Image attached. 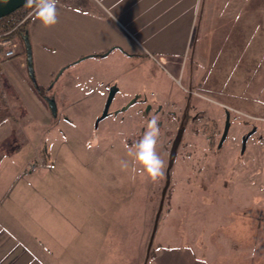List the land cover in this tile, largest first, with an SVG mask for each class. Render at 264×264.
<instances>
[{
  "label": "rangeland",
  "instance_id": "1",
  "mask_svg": "<svg viewBox=\"0 0 264 264\" xmlns=\"http://www.w3.org/2000/svg\"><path fill=\"white\" fill-rule=\"evenodd\" d=\"M233 5L246 6V14H230L227 26L219 19L223 16H213L196 32L186 56L169 63L103 58L94 66L64 69L52 89L27 97V104L49 108L57 120L53 133L65 141L56 148L53 186L59 204L76 206L78 223L86 224L78 228V252L92 244L95 250L110 229L109 259L142 264L171 147L189 104L190 120L171 168L153 247H191L212 264H264V104L256 103L264 101V0H234ZM171 94L178 99L174 105ZM227 111L231 127L219 146ZM153 115L160 118L157 152L165 163L156 180L132 173L125 148L139 141ZM253 129L242 151L243 138ZM45 148L54 163L47 143ZM121 160L128 161L127 171Z\"/></svg>",
  "mask_w": 264,
  "mask_h": 264
},
{
  "label": "crops",
  "instance_id": "2",
  "mask_svg": "<svg viewBox=\"0 0 264 264\" xmlns=\"http://www.w3.org/2000/svg\"><path fill=\"white\" fill-rule=\"evenodd\" d=\"M233 1L59 0L53 27L31 21L33 70L19 41L17 56L0 63V264H123L109 259L110 229L95 250L92 244L78 252V228L86 224L78 223L76 206L59 204L53 186L56 148L65 141L53 133L57 120L49 108L27 104V97L36 98L39 87L52 89L64 69L88 62L94 66L103 58L169 63L186 56L196 32L213 16H223L219 19L227 26L230 14H246V6ZM172 96L169 104L178 100ZM46 143L54 163L45 153ZM149 264L212 263L191 247L159 246Z\"/></svg>",
  "mask_w": 264,
  "mask_h": 264
},
{
  "label": "clouds",
  "instance_id": "3",
  "mask_svg": "<svg viewBox=\"0 0 264 264\" xmlns=\"http://www.w3.org/2000/svg\"><path fill=\"white\" fill-rule=\"evenodd\" d=\"M59 0H25V7L32 9V15L43 27L50 28L57 23V4ZM256 103L264 104L257 100ZM159 116L153 115L147 120L145 131L139 141L125 144L127 155L132 159L131 171L134 175L156 180L163 175L164 160L157 152L161 129ZM122 170L129 169L127 160L119 162Z\"/></svg>",
  "mask_w": 264,
  "mask_h": 264
},
{
  "label": "water",
  "instance_id": "4",
  "mask_svg": "<svg viewBox=\"0 0 264 264\" xmlns=\"http://www.w3.org/2000/svg\"><path fill=\"white\" fill-rule=\"evenodd\" d=\"M24 4H25V0H0V18L5 16V15L10 14L12 11H15L16 9L23 6ZM24 42H25L26 51H27L28 66H29L30 71H32L33 66H32L31 43H30L29 38H27V37H25ZM115 93H116V89L114 88L111 90V92L109 94V97L107 99V103L105 105V109H104V112H103L101 119H104L107 116ZM50 106L52 107L54 114H56V106H55L54 102H50ZM230 127H231L230 113L227 111L226 112L225 127H224V131H223V135H222L221 140L219 142V146H222V144L226 141L228 134H229ZM255 132H256V130L253 129L243 138L242 151H244L246 149V145H247L248 140L250 139L251 136H253L255 134ZM181 139H182V132L180 131V132H178L177 137L174 139L172 147H171L170 157H169V165H168V168L166 170V182H165V186H164L163 191H162V197H161L158 212L156 214L154 228H153V231H152V234H151V237L149 240V244L147 247V255H146L147 259L149 258L151 249L153 247L155 235H156V232L158 229L159 219H160L161 212H162L163 206H164L165 197H166L167 191H168V189L170 187V183H171V168H172L173 162L176 158L178 147L181 143Z\"/></svg>",
  "mask_w": 264,
  "mask_h": 264
},
{
  "label": "trees",
  "instance_id": "5",
  "mask_svg": "<svg viewBox=\"0 0 264 264\" xmlns=\"http://www.w3.org/2000/svg\"><path fill=\"white\" fill-rule=\"evenodd\" d=\"M31 12H32V9L25 7V4H24L23 6L16 9L15 11H12L10 14L5 15L0 18V35L9 33L10 37L19 41V43L21 44V47L23 48V52L26 51L24 39L25 37L29 38L28 27L31 21L34 19V17L33 15H31L25 21L24 19ZM38 93L43 94L44 90L39 87ZM158 248L159 246L156 248L153 247L151 249L149 258L147 259V256L145 255V257L143 258L142 264H149V262L155 258Z\"/></svg>",
  "mask_w": 264,
  "mask_h": 264
},
{
  "label": "built area",
  "instance_id": "6",
  "mask_svg": "<svg viewBox=\"0 0 264 264\" xmlns=\"http://www.w3.org/2000/svg\"><path fill=\"white\" fill-rule=\"evenodd\" d=\"M32 15V12L24 21ZM19 43L16 39L9 36V33L0 35V63L2 60L11 59L18 54Z\"/></svg>",
  "mask_w": 264,
  "mask_h": 264
},
{
  "label": "flooded vegetation",
  "instance_id": "7",
  "mask_svg": "<svg viewBox=\"0 0 264 264\" xmlns=\"http://www.w3.org/2000/svg\"><path fill=\"white\" fill-rule=\"evenodd\" d=\"M116 89V88H115ZM117 91V90H116ZM187 95H189V94H187ZM189 97V96H188ZM190 99V98H189ZM136 102V99H134L133 100V102L130 104V105H132V104H134ZM171 105H174V104H171ZM189 106V104H186V106H185V109H184V111H183V113H182V116H181V118H180V123H179V127H178V130H177V133H176V135H175V138L177 137V134H178V132H182V137H183V134H184V132L186 131V126H187V124H188V122H189V120H190V118H189V113H188V111H189V109H187V107ZM163 111V109H162V106L159 108V110H157V112H162ZM174 113V112H173ZM225 122H226V120H225ZM162 124V122H160V125Z\"/></svg>",
  "mask_w": 264,
  "mask_h": 264
}]
</instances>
